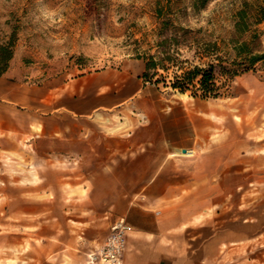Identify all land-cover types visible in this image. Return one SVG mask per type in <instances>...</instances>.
Wrapping results in <instances>:
<instances>
[{"label": "crops", "instance_id": "1", "mask_svg": "<svg viewBox=\"0 0 264 264\" xmlns=\"http://www.w3.org/2000/svg\"><path fill=\"white\" fill-rule=\"evenodd\" d=\"M22 72L0 75V143L70 165V188L0 187V264H86L119 216L132 226L122 264H253L258 162L221 141L219 106L144 82L140 66L32 83Z\"/></svg>", "mask_w": 264, "mask_h": 264}, {"label": "rangeland", "instance_id": "2", "mask_svg": "<svg viewBox=\"0 0 264 264\" xmlns=\"http://www.w3.org/2000/svg\"><path fill=\"white\" fill-rule=\"evenodd\" d=\"M158 1L163 0H0V44L14 37L8 66L11 64L16 72L23 71L22 79L31 83L122 65H129L131 71H138L140 66L141 75L143 61L135 58L133 41L142 34L146 35V43L153 41L154 7ZM241 1L209 0L199 13L188 12V22L194 28L201 27V34L216 41L223 53L228 49L233 13ZM257 27L261 31L260 48H264V21ZM146 43H141L138 51L147 49ZM181 52V57L198 63L193 50L182 49ZM158 87L163 85L158 83ZM165 91L172 90L166 87ZM185 93L190 102L191 98H198ZM198 99L204 100L206 105L214 102L219 106L221 141L237 140L239 147H248L245 155L258 162L254 180L264 190V70L235 76L224 96ZM209 130L212 133V128ZM259 144L261 149L257 153L254 146ZM29 154L27 150L11 154L0 143V187L44 184L49 187L45 197L51 199L53 186L58 190L70 188L69 178L60 179V175L71 174L70 165L29 162ZM194 154L192 150L188 156ZM260 251H264V245L253 246L246 253L253 264L264 262L259 260L261 256L264 259Z\"/></svg>", "mask_w": 264, "mask_h": 264}, {"label": "trees", "instance_id": "3", "mask_svg": "<svg viewBox=\"0 0 264 264\" xmlns=\"http://www.w3.org/2000/svg\"><path fill=\"white\" fill-rule=\"evenodd\" d=\"M208 1L156 2L153 41L146 43L145 34L133 41L135 58L143 61L140 76L144 82L161 83L179 93L189 92L192 97L217 98L228 94L229 83L235 76L264 70V48H260L261 31L257 27L264 21V0L241 1L233 13L228 49L223 53L216 41L208 40L201 34L202 28L190 26L187 19L188 12L199 13ZM13 38L0 44V75L12 56ZM143 42L148 48L140 52L138 49ZM182 49L193 50L198 63L181 57Z\"/></svg>", "mask_w": 264, "mask_h": 264}, {"label": "built area", "instance_id": "4", "mask_svg": "<svg viewBox=\"0 0 264 264\" xmlns=\"http://www.w3.org/2000/svg\"><path fill=\"white\" fill-rule=\"evenodd\" d=\"M131 231L132 226L124 217H116L101 245L87 254L86 264H122L126 237Z\"/></svg>", "mask_w": 264, "mask_h": 264}, {"label": "bare ground", "instance_id": "5", "mask_svg": "<svg viewBox=\"0 0 264 264\" xmlns=\"http://www.w3.org/2000/svg\"><path fill=\"white\" fill-rule=\"evenodd\" d=\"M188 152V154H189V151H187Z\"/></svg>", "mask_w": 264, "mask_h": 264}]
</instances>
